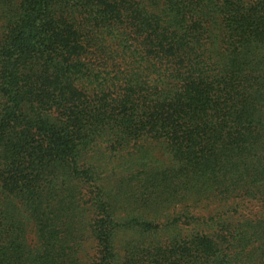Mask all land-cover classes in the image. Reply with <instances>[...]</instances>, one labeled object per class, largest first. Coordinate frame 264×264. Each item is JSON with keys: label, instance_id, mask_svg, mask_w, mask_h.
Returning <instances> with one entry per match:
<instances>
[{"label": "trees", "instance_id": "16d2710c", "mask_svg": "<svg viewBox=\"0 0 264 264\" xmlns=\"http://www.w3.org/2000/svg\"><path fill=\"white\" fill-rule=\"evenodd\" d=\"M4 4L0 264H264V0ZM149 142L169 163L104 193L90 154Z\"/></svg>", "mask_w": 264, "mask_h": 264}, {"label": "rangeland", "instance_id": "374dc122", "mask_svg": "<svg viewBox=\"0 0 264 264\" xmlns=\"http://www.w3.org/2000/svg\"><path fill=\"white\" fill-rule=\"evenodd\" d=\"M10 0H5L4 3H8ZM3 3V0H0V26L2 25V22L4 21V10L3 6L5 4ZM6 7V6H5ZM144 147V150L142 148ZM139 150H133L134 154L133 157L126 156L125 154H119V155H112L109 151H107L104 147H99L95 149L90 155H91V163L96 170L97 177L100 181L99 184L101 186H104V193L112 194L113 192H119L117 189L118 186H123L125 180H131V177L136 175V173L142 169L145 168L143 165H146L149 168H158L160 166H166L169 163L168 155L161 150L160 146L156 142H149L145 144H139L138 146ZM143 151L147 152L146 156L142 159H139V157L142 155ZM138 152H140V155H138ZM166 154V155H165ZM118 181L120 183H118ZM119 184V185H118ZM127 188L126 190H128ZM122 194V193H121ZM122 202L117 203V213L116 218L121 219L124 218L127 215L131 216H138L136 213H133L136 208H133L132 211H128V207L125 204H121ZM216 208L221 207L219 204L214 205H205L201 206V208L194 211V215L197 218L207 217L209 215V212L211 210H214ZM3 210L6 209L11 213V206L2 205ZM166 209V208H164ZM164 209L158 210V212L163 211ZM176 208L175 210H177ZM59 210V209H58ZM55 211V215L60 216L62 215L60 210ZM165 215L171 218V216H175L177 211H173L172 209L165 210ZM137 213H139L137 211ZM140 214V213H139ZM91 219H94V216L91 217ZM67 222V221H66ZM191 226H181L182 230H189ZM168 232V231H167ZM167 232H160V239L155 238V240L151 239L149 242H157V241H165L169 240V236ZM37 231L35 230V227L33 225L24 231V237L23 242H27L28 244H33L34 242H38L37 240ZM144 239V236H142L138 231L133 229H123L119 230L114 237V242L117 244H122L123 242H136V240L141 241ZM81 242H88V244H85V246L89 247L92 242H95L92 234L88 230L84 233V237L81 240ZM93 254V253H91Z\"/></svg>", "mask_w": 264, "mask_h": 264}]
</instances>
